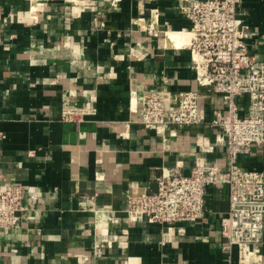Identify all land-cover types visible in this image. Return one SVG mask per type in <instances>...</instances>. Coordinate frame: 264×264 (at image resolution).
I'll return each instance as SVG.
<instances>
[{
    "label": "crops",
    "instance_id": "0c3cea01",
    "mask_svg": "<svg viewBox=\"0 0 264 264\" xmlns=\"http://www.w3.org/2000/svg\"><path fill=\"white\" fill-rule=\"evenodd\" d=\"M182 4L0 0V173L38 191L25 197L19 227L0 229V264H236L219 226L223 182L207 188L205 213L192 223H130L125 214L127 197L155 191L164 167L188 175L200 163L225 166L223 133L209 125L221 100L196 86L188 49L167 35L190 30ZM239 10L253 33L249 52L264 62V0H242ZM155 18L165 37L148 35ZM151 88L171 104L179 91L198 90L199 123L165 136L137 123ZM247 103L237 99L241 115ZM64 104L96 114L65 122ZM238 165L264 173V146ZM258 250L261 260L249 264H264V234Z\"/></svg>",
    "mask_w": 264,
    "mask_h": 264
},
{
    "label": "built area",
    "instance_id": "2783aa9c",
    "mask_svg": "<svg viewBox=\"0 0 264 264\" xmlns=\"http://www.w3.org/2000/svg\"><path fill=\"white\" fill-rule=\"evenodd\" d=\"M117 1L111 0V4L115 6ZM182 1L179 11L191 24V37L184 47L190 54L195 84L208 87L223 105V110L215 111L209 125L223 133L225 166L200 163L188 175L178 166L164 167L154 179L155 191L127 197L125 214L130 223H192L205 213L207 188L223 182L228 194L227 211L219 220L224 248L229 252L236 250V264H249L262 257L258 245L264 234V173L242 169L238 158L248 154L253 146H264V62L249 52L246 39L253 33L239 10L242 0ZM3 20L0 13V25ZM146 31L150 37L166 35L156 18L150 19ZM2 38L0 28V45ZM241 96L248 100L244 115L237 104ZM168 100L165 90H146L140 96L135 121L161 135L199 123L198 90L179 91L173 104ZM95 114L90 106L61 107L65 122H84ZM37 194L36 188L11 181L0 173V229L19 227L25 197L35 200Z\"/></svg>",
    "mask_w": 264,
    "mask_h": 264
},
{
    "label": "bare ground",
    "instance_id": "6f19581e",
    "mask_svg": "<svg viewBox=\"0 0 264 264\" xmlns=\"http://www.w3.org/2000/svg\"><path fill=\"white\" fill-rule=\"evenodd\" d=\"M167 35L170 43L177 48L188 44L191 37L190 31L189 32L168 31Z\"/></svg>",
    "mask_w": 264,
    "mask_h": 264
}]
</instances>
